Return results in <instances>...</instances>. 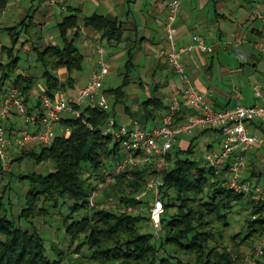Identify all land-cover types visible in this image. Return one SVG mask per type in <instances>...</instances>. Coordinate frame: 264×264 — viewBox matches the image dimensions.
<instances>
[{"label": "trees", "instance_id": "16d2710c", "mask_svg": "<svg viewBox=\"0 0 264 264\" xmlns=\"http://www.w3.org/2000/svg\"><path fill=\"white\" fill-rule=\"evenodd\" d=\"M20 26L30 34L26 20ZM85 26L102 33V38L109 42L120 41L124 33L119 24L99 15L87 18ZM58 28L62 45L35 48L37 62L44 70V91L50 97L74 88L76 76L82 71L84 63V55L77 45L80 38L78 17L66 16ZM10 31L13 47L3 48L10 60L6 66L2 65L9 72L7 78L16 70L20 60L15 54L20 34L17 27ZM131 67L130 60L127 63L128 73ZM62 69L68 74L65 83L58 76ZM35 80L33 75L29 78L16 77L15 84L24 90L27 104ZM129 80L130 75L127 74L123 85L111 90L115 101L110 111L84 109L83 118L89 126L73 117L63 119L61 125L69 129L66 136L58 138L52 147L22 151L14 158V162L26 156L33 157L39 163L48 161L52 164V170L46 175L31 173L20 176L21 179H29L31 187L25 194L20 213L12 216L15 220L10 219L2 197L0 264L66 263L64 252L57 254V260L48 258L45 239L35 226L36 220L52 214V207L47 205L53 203V207L58 208L61 200L65 204L74 201L71 215L65 221L66 239L70 241L72 252L79 254L87 249L89 259L94 264H264V252L262 257L248 263L247 254L243 251L246 247L254 251L264 238V201L257 202L230 190L224 171L231 161L217 173L218 170L209 166L206 160L193 159V146L188 150H173L177 158L175 161H172L171 155L168 156L169 166L164 171L161 196L166 208L162 218V236L156 238L157 235L143 231L150 219L147 214L97 208L88 213L90 186L84 173L88 170L101 172L106 162L118 154L119 147L110 137L103 136L101 129L110 118H116L115 106L123 102L124 89ZM163 108L158 98L148 100L142 105L140 122L145 124L155 119L156 112ZM177 115L176 123L181 122ZM210 130L213 131L207 129ZM0 173L4 174L1 164ZM153 174L154 171L148 168L126 172L115 180L106 195H121L125 204H146L148 201L138 199L137 195L144 190L148 178ZM8 188L6 185L1 193L5 195ZM170 188L177 191L176 198L168 194ZM236 208L245 213L244 229L237 233L233 232L230 222V215ZM172 211L174 214L167 219L165 216ZM21 223H25V227Z\"/></svg>", "mask_w": 264, "mask_h": 264}, {"label": "crops", "instance_id": "0c3cea01", "mask_svg": "<svg viewBox=\"0 0 264 264\" xmlns=\"http://www.w3.org/2000/svg\"><path fill=\"white\" fill-rule=\"evenodd\" d=\"M170 3L171 0H61L57 4L51 0H0V31H7L13 43L10 29L17 27L21 46L30 42L34 49L44 48L58 45L56 36L52 34L49 41L39 39L40 36L34 38L23 30L20 23L26 20L30 30L38 27L42 31L49 29L59 32L58 25L62 20L66 16L76 15L80 33L78 42L83 49L81 52L86 67L83 63L82 71L76 76H80L81 81L77 84L76 80L74 88H69L67 93L75 95L79 88L91 80L96 68L93 49L100 43L106 47L110 71L121 67L123 63L124 79L127 74L130 75L123 102L115 106L116 121L119 124L140 122L142 105L158 98L164 108L156 112L155 119L145 124L140 122L152 129L162 123L174 98L182 101L183 85L168 66L163 53L167 47L164 24L169 15ZM254 9L264 12V0H184L177 23V40L179 44H189L192 36L200 35L215 46V52L211 55L199 52L189 55L186 66L196 87L207 95L217 109L264 103V52L257 47L258 44H264V23L256 19ZM95 15L119 24L124 31L122 39L109 42L102 38V33L86 27L85 20ZM3 48L0 61L6 66L10 60H4L6 53ZM130 60L132 67L128 73L127 63ZM58 76L62 82H67L66 70H60ZM256 86L261 88V97L255 94ZM114 89L103 88L111 109L115 101L111 90ZM39 97L33 98L30 92V107L37 105ZM192 112L183 103L177 115L181 122L176 123L175 118L176 126L183 125ZM248 128L253 135L263 140V144L248 152L244 178L264 186V124L255 120ZM59 129L64 132V136L69 132L62 125ZM200 139L206 150H220L224 141L220 131L197 129L191 134L179 135L174 150H188L193 146L195 153L196 143Z\"/></svg>", "mask_w": 264, "mask_h": 264}, {"label": "built area", "instance_id": "2783aa9c", "mask_svg": "<svg viewBox=\"0 0 264 264\" xmlns=\"http://www.w3.org/2000/svg\"><path fill=\"white\" fill-rule=\"evenodd\" d=\"M19 2L20 0H15ZM61 0H51L53 4ZM184 0H171L170 11L164 24L167 47L163 52L170 69L179 77L182 85V101L174 98L162 123L152 129L144 127L140 122L119 124L110 118L101 129L105 137H110L119 147L118 154L106 162L101 172L85 171L84 177L90 186L89 212L92 209L108 210L122 213L148 214L149 222L156 229L158 236L165 214V204L161 199L164 188V171L169 166L168 156L172 161L177 158L173 154L174 147L181 134H191L197 129H213L222 133L224 141L220 150H208L205 156L207 164L220 172L224 171L226 185L230 190L257 202L264 201V186L244 178L248 152L263 144V140L253 135L248 124L259 120L264 124V103L239 105L229 109H217L207 95L199 90L186 66V58L195 52L211 55L215 46L206 42L200 35H194L189 44H179L177 40V23L182 12ZM256 19L264 23V12L254 9ZM264 52V44H258ZM96 56V68L92 78L78 92L70 95L66 92L56 93L50 97L43 90L35 107L26 103L24 90L11 80L7 85L6 75L0 61V164L4 171H10L16 154L27 148H49L56 140L64 136L59 129L63 119L73 117L89 126L83 111L87 108H99L110 111L109 98L103 93L104 82L110 72L106 47L97 43L93 49ZM18 76L29 78V70L18 68ZM255 94L261 97L260 86L255 87ZM192 109L187 121L176 126V115L182 104ZM66 128V127H65ZM69 131L68 128H66ZM148 168L154 174L148 178L140 200L148 193L153 194L152 202L138 206L125 204L121 195L107 196V190L122 174ZM132 176V175H131ZM257 254L264 252V244L260 245Z\"/></svg>", "mask_w": 264, "mask_h": 264}, {"label": "rangeland", "instance_id": "374dc122", "mask_svg": "<svg viewBox=\"0 0 264 264\" xmlns=\"http://www.w3.org/2000/svg\"><path fill=\"white\" fill-rule=\"evenodd\" d=\"M30 31L31 33L29 35H31L34 38H36V36L38 37L40 36L39 39L44 38L45 39L44 41L51 40V35L53 34V36L54 35L56 36V44L62 45V40L58 31L49 30V29H44L42 31L38 27H33ZM29 35H27V37ZM20 42L15 48V54L20 59L16 70L18 68L29 70L32 73V75L36 77L35 85L31 91V96L33 98H38L39 95L42 94L46 85V80L43 77L44 70L37 62V52L32 47L31 43L29 42L28 44L21 46ZM78 46L80 50L83 52V49H81L79 42H78ZM3 47H7V48L13 47V43L7 31L4 32L0 31V51L2 50ZM4 60L8 61V57L6 55L4 57ZM84 66L86 67V62L84 63ZM16 70L9 74V77L7 78V82H6L7 85L10 84L11 80H16V77L18 76ZM124 73H125V69L123 63L121 67L119 68L117 67L111 70L105 79L104 88L114 89L119 87L123 83ZM76 79H77V84H79L78 82L81 81V77L80 76L78 78L76 77ZM40 149L41 148H38L37 151H40ZM30 150L32 149L27 148L24 149L23 151H30ZM207 152L208 150H206L203 141L200 139L196 143V150L193 159L198 161H204ZM20 153L21 152H19L16 155H21ZM50 170H52V164L49 163L48 161L39 163L33 157L26 156L20 161L17 162L13 161L12 168L10 171L3 170L4 174L0 173V203H2V197H3L5 208L10 213L11 220L12 219L15 220V217L20 213V209L22 205L25 203V194L31 187L30 180L21 179L20 176H25L31 173L46 175ZM6 185H8L9 188L8 191L6 190L7 193L3 195L1 192L4 191ZM168 194L172 198L177 197V191L173 188H170L168 190ZM144 200L152 202L153 194L147 192V195L144 197ZM10 202L12 206H14L12 210H11L12 206ZM73 205H74L73 200L68 201V203L66 204L63 202V200H61L59 202L58 208H54L53 203H50L47 206L52 207V212H51L52 214L45 219L36 220L35 226L41 232L42 237L45 239L47 256L50 260H57V254L60 252H64L67 258L65 264H94L89 259V251L87 249H83L81 253L75 254L72 252L73 248H71L70 246L71 245L70 241L66 239L67 233L65 228V221L71 215V207ZM173 214L174 211H172L170 215H166L165 217L167 219H170V217H172ZM244 221H245V213L242 212L239 208H236L235 212H233L230 215V222L232 223L233 232L237 233L243 231L245 225ZM21 224L22 226L25 227V223H21ZM143 231L153 235L156 234V229L154 228L153 225L150 224L149 221L145 223L143 227ZM162 232L163 229L161 227L159 229L158 236L155 237L158 238L162 236ZM260 241L261 242L259 245H257L256 249L260 245L264 244V238H262ZM256 249L252 251L251 248L246 247L243 250L247 254L246 262L253 263L255 259L262 257L263 253L257 254L255 252Z\"/></svg>", "mask_w": 264, "mask_h": 264}]
</instances>
